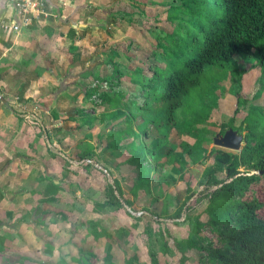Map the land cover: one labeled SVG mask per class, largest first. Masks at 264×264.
<instances>
[{
    "label": "rangeland",
    "instance_id": "rangeland-1",
    "mask_svg": "<svg viewBox=\"0 0 264 264\" xmlns=\"http://www.w3.org/2000/svg\"><path fill=\"white\" fill-rule=\"evenodd\" d=\"M100 1L94 9L99 11L98 17L89 20L94 24L92 29L83 32L79 25L82 19L74 24L73 29L85 43L76 46L72 41L53 50L59 51L63 69L60 72L58 68H49L57 71L58 78L65 79L57 82L56 87L61 88L57 92L62 95L61 113L56 111L48 122L59 125L56 132L60 130L59 136L66 139L62 150L52 146L53 152L56 149L63 154L53 162L58 166L54 181L60 187L49 204L48 216L40 222L43 227L37 230L41 236L47 231L57 234L54 246L59 243L70 252L78 245L84 255L93 249L99 250L101 258L105 255L107 258L99 259L97 264H121L125 252L136 254L139 263L149 264V243L160 264H207L204 251L183 247L191 238V220L205 209V196L214 189L207 181L227 180L224 166L214 163L208 155L211 150L227 151L215 147L213 139L216 134L223 135L231 125L243 135L242 147L247 139L254 137L250 140L254 142L264 135V72L256 67L252 57H239L228 68L206 70L201 87L192 93L187 106L176 116L183 134L171 131L164 146L159 143L163 140L162 134L150 131L153 138L156 133L159 135L150 145L158 150L159 162L153 163L156 171L149 175L151 191L145 193L135 185L138 171L129 164L134 155L130 145L132 137L126 133L116 136L118 130L127 127L123 118H114L112 113L123 106L132 109L139 106L147 89L136 82L143 80L142 77L151 78L155 68H167L162 46L168 35L181 34L178 26L186 27L178 19L169 18L174 14L173 8L182 7L183 0ZM110 63L115 64L121 74L116 73L110 82H99L108 96L104 101L96 96L95 103H85L83 98L90 82L80 77V71L82 74L92 72L93 77L110 76ZM140 68L141 74L136 72ZM237 92L247 102L238 105L235 113L237 101L233 94ZM83 116L92 119L87 121ZM136 120L135 133H139L136 127L141 122L140 116ZM52 133H55L54 128ZM143 139L151 143L149 137ZM139 141V138L134 140ZM181 142H188L192 150L189 156L181 152ZM169 148L173 154L163 157ZM134 188L136 194H133ZM178 212L180 216L175 217ZM200 220L206 223L208 219L202 215ZM97 224L109 237L94 242L90 231ZM145 230L151 234V239L144 235ZM202 231L200 234L203 233L205 239L195 238L198 245L206 249L219 246L215 234L205 228ZM1 238L0 264H19L20 261L49 264L55 260L42 254L44 244L41 242L30 240L26 244L27 251H21L18 249L21 242L13 232L6 231Z\"/></svg>",
    "mask_w": 264,
    "mask_h": 264
},
{
    "label": "trees",
    "instance_id": "trees-1",
    "mask_svg": "<svg viewBox=\"0 0 264 264\" xmlns=\"http://www.w3.org/2000/svg\"><path fill=\"white\" fill-rule=\"evenodd\" d=\"M172 10L174 14L169 17L170 20L178 19L186 27L183 29L178 26L179 31H182L180 35L175 33L176 35L171 34L165 38L166 44L162 47L163 57L168 60L167 68H155L151 78L142 77L143 80L136 82L140 87L147 89L143 92L145 98L139 106L133 104V109L123 106L124 108L120 107L112 113L114 118H123L127 127L118 130L116 136L126 133L132 137L130 145L134 155L129 164L138 171L135 185L145 193L151 191L149 175L156 171L153 163L159 162L158 150L150 145L159 137L158 134H162L160 137L163 140L159 143L164 146L171 131H175L176 135L183 134L176 116L179 110L189 103L192 93L201 87L206 70L212 67L228 68L239 57H252L256 67L264 72V0H183L181 8ZM187 16L188 19H185ZM69 33L75 35L74 30ZM110 64V76L106 77H93L92 72L82 74L80 71V77L90 82L83 98L85 103H95L96 96L104 101L108 96L101 90L99 82H110L113 76L119 73L116 65ZM136 72L141 74V68ZM150 83L155 85L151 87ZM233 95L237 101L236 113L238 105L247 101L239 92ZM140 112L142 114H139ZM139 116L141 122L136 128L140 129V132L135 133L134 124ZM82 118H87V121L92 119L86 116ZM149 127L152 129L148 130ZM230 128L238 129L233 125ZM154 130L158 134L153 138L150 131ZM144 137H149L151 143L145 142ZM136 138L140 140L138 143L134 142ZM253 138L247 139L238 153L211 150L208 155L214 163L224 166L227 180L207 181V185L214 189L205 196V209L191 220V238L183 247L204 251L207 264H264V135L251 142ZM180 148L183 154L189 156L192 153L188 142H181ZM172 154V148H169L163 157L168 158ZM148 157L152 160L149 161ZM240 169H243V172ZM135 188L133 194H136ZM117 189L122 193L120 188ZM45 214L47 212L37 211L36 215L42 217ZM202 215L207 216L206 223L201 222ZM179 216L180 212L175 214V217ZM39 219L37 218L35 225L39 223ZM98 226L95 225L90 231L94 242L109 237L107 232ZM204 228L216 235L219 246L206 249L195 242V238L205 239L203 233L200 234ZM71 229L75 231L72 227ZM56 235L47 231L39 241L44 244L42 254L49 260L55 259L49 264H97L99 259L107 258L106 255L101 258V252L94 249L84 255L80 245L73 252L64 246L62 248L59 243L55 247ZM144 235L148 239L152 237L147 230ZM32 236L36 238L34 232ZM19 238L21 245L18 249L27 251L23 237L20 235ZM148 246L149 264H160L157 253L150 243ZM124 254L121 264H141L136 254ZM85 256L87 258L83 259Z\"/></svg>",
    "mask_w": 264,
    "mask_h": 264
},
{
    "label": "crops",
    "instance_id": "crops-1",
    "mask_svg": "<svg viewBox=\"0 0 264 264\" xmlns=\"http://www.w3.org/2000/svg\"><path fill=\"white\" fill-rule=\"evenodd\" d=\"M7 2L0 0V24L14 15ZM47 3V17L18 32L0 28V239L8 231L19 241L21 235L26 244L30 240L39 243L41 234L37 228L43 227L40 222L48 216L49 204L59 191L54 181L58 166L53 162L63 154L56 149L54 153L52 146L62 150L66 136L60 137V130L56 132L60 126L48 121L56 111L61 113L62 95H58L56 87L65 78H58L57 71L49 68L60 72L63 69L59 51L53 50L72 41L76 46L85 43L73 29L74 24L82 19L81 30L92 29L94 24L89 20L98 17L99 11L94 9L101 1ZM71 30L75 35L69 33ZM37 211L47 214L40 217ZM37 218L39 223L35 225Z\"/></svg>",
    "mask_w": 264,
    "mask_h": 264
},
{
    "label": "built area",
    "instance_id": "built-area-1",
    "mask_svg": "<svg viewBox=\"0 0 264 264\" xmlns=\"http://www.w3.org/2000/svg\"><path fill=\"white\" fill-rule=\"evenodd\" d=\"M7 8L13 11V18L8 22H1L0 28L18 32L21 27L47 17L50 6L47 0H8Z\"/></svg>",
    "mask_w": 264,
    "mask_h": 264
},
{
    "label": "water",
    "instance_id": "water-1",
    "mask_svg": "<svg viewBox=\"0 0 264 264\" xmlns=\"http://www.w3.org/2000/svg\"><path fill=\"white\" fill-rule=\"evenodd\" d=\"M243 143V135L238 134L232 128L228 129L223 135L216 134L213 139V144L215 147H219L229 152H240Z\"/></svg>",
    "mask_w": 264,
    "mask_h": 264
}]
</instances>
